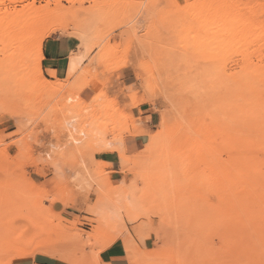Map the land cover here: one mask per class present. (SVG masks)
Returning a JSON list of instances; mask_svg holds the SVG:
<instances>
[{
    "label": "rangeland",
    "instance_id": "obj_1",
    "mask_svg": "<svg viewBox=\"0 0 264 264\" xmlns=\"http://www.w3.org/2000/svg\"><path fill=\"white\" fill-rule=\"evenodd\" d=\"M31 5L53 13L27 52ZM263 98L264 0H0V264H264ZM142 105L160 122L127 157Z\"/></svg>",
    "mask_w": 264,
    "mask_h": 264
},
{
    "label": "crops",
    "instance_id": "obj_2",
    "mask_svg": "<svg viewBox=\"0 0 264 264\" xmlns=\"http://www.w3.org/2000/svg\"><path fill=\"white\" fill-rule=\"evenodd\" d=\"M73 48L72 40L65 35H56L47 38L42 45V56L44 59L43 67L46 70L55 72L56 77L60 78L68 69V60ZM53 74V73H52ZM137 79L133 68L126 67L119 72V82L121 86L130 87ZM136 118L140 119V128L135 135H128L123 139L122 150L127 157L141 154L149 141L150 134L160 122L158 112L151 107L142 105L136 110ZM107 163L112 166V171L118 178H123L121 174L120 154L110 153L106 156ZM124 178H126L124 176ZM109 264H130L124 255L115 254L109 259Z\"/></svg>",
    "mask_w": 264,
    "mask_h": 264
},
{
    "label": "bare ground",
    "instance_id": "obj_3",
    "mask_svg": "<svg viewBox=\"0 0 264 264\" xmlns=\"http://www.w3.org/2000/svg\"><path fill=\"white\" fill-rule=\"evenodd\" d=\"M30 7V6H29ZM195 7V6H194ZM189 10V9H188ZM27 12H28V17L26 18L25 17V22L28 24L27 26H26V28H24V29H20V31H17L16 33H15V40L17 39V40H19L20 41V43H21V47H22V49L23 50H25V51H27V52H30V43L32 42V41H34V40H36L37 38H38V36L40 37V34L39 33H41L40 31L42 30V27L43 26H45V24H47V22L48 21H46L48 18L50 19L51 18V16H52V10H50V9H48V8H36V7H32V5H31V8H29L28 10H27ZM51 15V16H50ZM33 16H34V18H33ZM53 18V17H52ZM18 22V21H17ZM14 32V31H13ZM50 32V31H49ZM48 32V33H49ZM47 35V33L45 34V36ZM228 37V36H227ZM241 37V36H240ZM247 37V36H246ZM242 38V37H241ZM254 38V37H253ZM41 39H43V38H41ZM231 40V39H230ZM43 41V40H42ZM223 42V41H222ZM233 42V41H232ZM229 43V45L231 44L230 42H228ZM222 45V44H221ZM17 46V45H16ZM225 46V45H224ZM232 46V45H231ZM15 49V48H14ZM220 49V48H219ZM213 51H214V49H213ZM218 51V50H217ZM249 51V50H248ZM4 52V51H3ZM220 52V51H219ZM252 52V51H251ZM10 54V53H9ZM255 76V75H254ZM256 80V79H255ZM235 82V81H234ZM252 82V81H251ZM237 83V82H236ZM255 83H256V81H255ZM259 83H261L260 81H259ZM224 84V83H223ZM232 85H233V83H232ZM216 87H217V85H215ZM202 87V86H201ZM200 87V88H201ZM212 87V86H211ZM215 88V87H214ZM223 88V87H222ZM198 89V88H197ZM209 89H211V88H209ZM242 89V88H241ZM240 88H239V90H241ZM199 90V89H198ZM230 90V89H229ZM232 90V89H231ZM214 91H217V88L214 90ZM223 93V92H222ZM232 96V95H231ZM224 97V96H223ZM233 99V98H232ZM264 99V98H263ZM224 100V99H223ZM222 100V101H223ZM207 101V100H206ZM219 101H220V99H219ZM227 101V100H226ZM225 101V102H226ZM230 101V100H229ZM216 102V101H215ZM214 102V103H215ZM218 102V101H217ZM216 102V103H217ZM234 102V101H233ZM221 104V103H220ZM219 104V105H220ZM263 105V104H262ZM208 106H210V105H208ZM226 106V105H225ZM244 106V105H243ZM259 106H261V105H259ZM211 107V106H210ZM221 107V106H220ZM228 107H230V106H228ZM231 107H232V105H231ZM236 107V106H235ZM250 107V106H249ZM263 107V106H262ZM202 108V107H201ZM208 108V107H207ZM206 108V109H207ZM222 108H223V106H222ZM210 109V108H209ZM208 109V111L210 112V110ZM228 109V108H227ZM244 109H245V107H244ZM201 111H203V110H201ZM217 112H218V110H216ZM238 111V110H237ZM264 111V110H263ZM212 112V111H211ZM225 112H227L226 110H225ZM233 112V111H232ZM231 112V113H232ZM239 112L241 113V114H243L244 113V111H240L239 110ZM238 112V113H239ZM243 112V113H242ZM219 113V112H218ZM239 113V114H240ZM249 113H250V110H249ZM248 113V115H250L251 116V114H249ZM252 113V112H251ZM254 113L255 112H253V115L251 116V117H253L254 116ZM215 114V113H214ZM230 115V114H229ZM247 115V116H248ZM256 115V114H255ZM209 116V115H208ZM228 116V115H227ZM234 116V115H233ZM241 116V115H240ZM244 116V115H243ZM220 116L218 115V120H220V118H219ZM232 117V116H231ZM238 117H239V115H238ZM242 117V116H241ZM209 118H210V116H209ZM229 118H230V116H229ZM248 118V117H247ZM246 118V119H247ZM225 119V118H224ZM223 119V120H224ZM234 120H235V118H234ZM238 120V119H237ZM240 120V119H239ZM242 120H243V118H242ZM244 120H245V118H244ZM214 121V120H213ZM227 121H229V120H227ZM211 122V121H210ZM242 122H244V121H242ZM246 122V121H245ZM229 123V122H228ZM233 124V123H232ZM246 125V124H245ZM259 125V124H258ZM261 125V124H260ZM238 127V126H237ZM243 127H245L244 125H243ZM249 127V126H248ZM233 129V128H232ZM247 129V128H246ZM253 130V129H252ZM259 130V129H258ZM257 131V130H256ZM211 133V132H210ZM248 133V131H246V133L245 134H247ZM252 133V132H251ZM236 134H237V132H236ZM244 134V135H245ZM255 134H258V133H255ZM262 134V133H261ZM244 137V136H243ZM247 138V137H246ZM251 138L253 139V136L251 135ZM201 139V138H200ZM248 139H250V138H248ZM245 140H247V139H245ZM263 140V139H262ZM244 141V140H243ZM249 141V140H248ZM247 141V142H248ZM253 141H255V140H253ZM260 141V140H259ZM258 141V142H259ZM250 142V141H249ZM242 143V142H241ZM246 143V142H245ZM252 143V142H251ZM255 143V142H254ZM262 143V142H261ZM243 144H244V142H243ZM242 144V145H243ZM250 144V143H249ZM259 144V143H258ZM251 145V144H250ZM253 145V144H252ZM257 146V145H256ZM245 147H247V145H245ZM260 147V146H259ZM205 148V147H204ZM248 148V147H247ZM249 148H251L250 146H249ZM262 148V147H261ZM207 149V148H206ZM244 149H246V148H244ZM253 149V148H252ZM251 149V150H252ZM210 150V149H209ZM234 150V149H233ZM254 150V149H253ZM252 150V151H253ZM252 151H251V153H252ZM262 151V150H261ZM250 152V151H249ZM248 152V153H249ZM248 153H246V156H248ZM262 153V152H261ZM165 154V153H164ZM245 156V157H246ZM264 155H261V157H263ZM261 157L258 159V161L261 159ZM247 158V157H246ZM264 158V157H263ZM253 159H254V157H253ZM239 160V159H238ZM249 160H250V157H249ZM255 160V159H254ZM169 161V160H168ZM261 161V160H260ZM257 162V161H256ZM185 167V166H184ZM239 167V166H238ZM240 168V167H239ZM212 170V169H211ZM243 172V171H242ZM258 174L260 173V172H257ZM257 174V175H258ZM260 175H262V174H260ZM255 176H256V174H255ZM243 177V176H242ZM256 177H258V176H256ZM255 178V177H254ZM247 179V178H246ZM256 179H258V178H256ZM244 180V179H243ZM193 181V180H192ZM230 182H231V180H230ZM252 182H253V180H252ZM255 184H256V182H255ZM228 185V184H227ZM247 185V184H246ZM188 187V186H187ZM189 188V187H188ZM243 188V187H242ZM187 189V188H186ZM258 189V188H257ZM261 190V189H260ZM173 191V190H172ZM189 191V190H188ZM240 192V191H239ZM259 192V191H258ZM227 194V193H226ZM251 194V193H250ZM256 194V193H255ZM252 195H253V193H252ZM256 195H259L260 196V194H256ZM256 195H254V197L256 196ZM263 196V198H264V195H262ZM251 197V196H250ZM257 197V196H256ZM186 198V197H185ZM260 198H261V196H260ZM253 199V198H252ZM263 200V199H262ZM262 200H261V202H262ZM258 202H259V200H258ZM176 203V202H175ZM259 204H261V203H259ZM264 207V206H263ZM235 208V207H234ZM237 210V209H236ZM242 211V210H241ZM261 213V212H260ZM7 214V212L5 211V209H0V219L1 218H3L4 217V215H6ZM242 214V213H241ZM223 215V214H222ZM238 215V214H237ZM224 216V215H223ZM218 218V217H217ZM241 225V224H240ZM246 225V224H245ZM249 225V224H248ZM253 228L255 227V226H252ZM247 228V227H246ZM262 228V227H261ZM240 229V228H239ZM258 229V228H257ZM257 229H256V233H257ZM249 232V231H248ZM250 233V232H249ZM251 235H253V234H251ZM260 241V240H259ZM254 242H255V240H254ZM264 246V245H263ZM252 247V246H251ZM259 248H261V247H259ZM263 248V247H262ZM261 248V249H262ZM237 249V248H236ZM253 249V248H252ZM238 250V249H237ZM240 250V249H239ZM264 252V251H263ZM247 253V252H246ZM255 255V254H254Z\"/></svg>",
    "mask_w": 264,
    "mask_h": 264
}]
</instances>
